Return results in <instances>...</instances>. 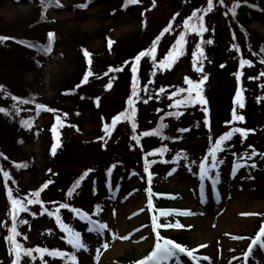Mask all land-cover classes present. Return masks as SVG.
Returning <instances> with one entry per match:
<instances>
[{
	"label": "rangeland",
	"instance_id": "obj_1",
	"mask_svg": "<svg viewBox=\"0 0 264 264\" xmlns=\"http://www.w3.org/2000/svg\"><path fill=\"white\" fill-rule=\"evenodd\" d=\"M58 3L59 7L49 4L44 8L40 0H0V35L24 34L29 39H37L42 46L32 49L14 39L0 43V86H3L0 108L8 112L7 115L0 113V148L9 173L8 183L17 193L16 198L22 197L24 191H39L38 199L47 204L48 210L42 213L37 207L33 212L27 207L26 211L17 213V229L32 245L27 246L75 253L76 264H122L126 256L144 258L155 243L151 228L144 227L148 220L146 175L142 164L145 157L150 175L158 179L164 190L185 194L179 205L192 212L184 223L195 228L189 234L194 246H205L203 254L208 261L203 264H236L230 262L227 251L232 249L235 257L246 241L239 245V241L230 237L260 226L264 217V189L224 187L233 185L236 178L229 171L220 179L222 185L217 183L219 195L216 197L209 189H199L191 167L232 128L251 129L246 138L235 133L223 144L230 153L242 152L246 160L255 164L263 181L264 155L252 156V150L264 154V76L260 75L264 73V65L256 50L260 43L264 45V16L252 13L240 19L244 29L252 34L254 46L257 45L254 48L242 39L244 53L236 50V43L222 42L218 29L225 37L226 32L223 26H217L212 32V41L217 39L218 46L208 44L205 59L191 54L186 63L164 67L162 62L174 35L164 37L157 44V63L154 65L150 57H143L138 66L140 99L133 97L138 129L133 140L126 124L117 125L110 137L103 134L105 115L109 117L124 110L131 97L133 65L128 62L152 46L172 13L175 15L182 9L186 14L193 10L198 13L204 7V0L187 5L179 3L167 13L152 11L155 0H139L127 7L125 0H58ZM81 4L87 7H78ZM49 32L55 36L50 52L45 53ZM109 39L116 44L114 54L118 57L109 59V66L100 68L99 87L94 91L96 102L92 99L89 103L88 100L80 102L76 95H64V88H72L79 78L77 68L84 56L82 49L93 54L106 53ZM121 52L129 54L123 57ZM241 59L250 61L251 66L241 68ZM221 64L225 67H220ZM115 67L123 70L110 71ZM201 67L202 72L195 70ZM237 72H241L244 90L243 109L233 104L238 87L234 75ZM203 76H207V80L201 85V95L209 98L210 110L202 103L188 107L178 105L177 101L188 95L180 89L191 87L185 79L199 83ZM107 83L112 84L110 89ZM11 92L21 100L34 98L50 106L52 112H31L25 104L13 101L9 96ZM234 107L244 116L243 123L232 121ZM23 121L27 124H22ZM162 124L166 127L161 129ZM145 132L156 134L144 136ZM123 161L133 165L130 172L120 167ZM240 164L238 173L254 170L244 161ZM109 165L116 168L111 182L106 176ZM88 167L86 177L78 179ZM47 181L51 185L43 188ZM52 201L55 203L51 204ZM62 204L69 207L62 208ZM8 206L6 181L0 170V264H10L6 241L11 226L7 219ZM74 207L88 212L106 228L102 232H88V223L71 211ZM221 212L226 213V222L230 221L225 228L210 218ZM53 213L81 233L87 250L75 251L66 243V234L59 235L55 229ZM208 234L212 235V245L205 242ZM180 259L181 264H190L185 258ZM249 260V264H264V254L260 252ZM45 262L65 264L64 259L59 262L45 259Z\"/></svg>",
	"mask_w": 264,
	"mask_h": 264
},
{
	"label": "snow or ice",
	"instance_id": "obj_2",
	"mask_svg": "<svg viewBox=\"0 0 264 264\" xmlns=\"http://www.w3.org/2000/svg\"><path fill=\"white\" fill-rule=\"evenodd\" d=\"M138 2H139V0H125L124 6L127 7L129 3L136 4ZM220 3L223 4L224 0H220ZM49 4H55V6H57V7L60 6L58 3V0H47V2H46V0H41L42 7L47 8V6ZM153 6H154V4H153ZM78 7L86 8L87 4H81V5H78ZM236 7H239L238 3L233 6V9H232L233 17L236 14L235 13ZM212 10H213V0H207L206 9H202L201 11L206 14L207 12H210ZM203 20H204L203 15H198L197 12L194 11V12H192V14L188 18V20H185L183 22V25L186 29L191 28L193 31H195L197 33H203L205 31H207V29L204 27ZM170 29H171V24H169V26L166 27L163 30V32H169ZM161 35H163V33H161ZM54 36H55V33H52V32L48 33V45L43 49L45 53L50 52L51 44L53 42ZM233 38H235V37H233ZM8 39H10V38L5 37V36H0V41H5ZM157 39H159V38H157ZM18 43H23V41H18ZM113 43H114V41H111L109 39V41H108L109 50H111V45ZM185 43H186V41H185L184 35H180L179 40L176 41V46L172 49V51H170L168 53L166 59L162 62L164 67L171 65L180 55L183 54ZM204 43L212 44L213 41L212 40H206V41H204ZM26 46L29 48L36 47L35 45H32V44H28ZM156 48H157V41H154L150 48H148L146 51H140L137 55L134 56L133 61L128 62V63H132V65H133L131 67V73H132V76H131V80H132L131 97H135L137 100L140 99L139 93L137 91L138 77L136 75V73L138 71V66L140 64L142 57H150L153 64L155 65L157 63ZM197 49H198V54L201 57V59H205L206 57L204 56V52L200 48L199 45H197ZM236 50L239 51L238 47L236 48ZM262 51H264V49H262ZM83 55L86 58H89L88 62H89V65H91V59H90L91 54L85 49V50H83ZM196 55H197V53H193V56H196ZM239 63H240L241 68H243L245 65L251 66V62L246 60V59H241L239 61ZM261 63H264V60H261ZM220 67L223 68V67H225V65L221 64ZM122 70H123L122 67H115L114 69H110V71H115V72H121ZM195 70L197 72L203 71L202 67L196 68ZM92 75H93V72L91 70H89L87 72V74L84 75L83 82L87 83L89 80V77ZM234 75L236 77L238 87L235 91V97L233 100V104L235 106H238L239 109H243L245 107V97L243 94L244 90L242 87H240L241 73L237 72V73H234ZM260 75L264 76V73H261ZM255 78L256 77H249V79H255ZM206 80H207V76H203L199 83L194 82L192 79L186 78L185 82L187 84H189L191 87L187 90H185L183 88L180 89L181 92L187 91L188 95H187V97H182L179 101H177V104L183 105L185 107L192 106L194 103L206 104L207 103L206 99L201 95V92H202L201 85ZM106 87L108 89H110L112 87V84L107 83ZM0 91H3V86H0ZM147 91H148V89L145 88L144 92L147 93ZM161 91H163V89H161ZM193 93H195V95H193ZM11 99L13 101H19L20 103L25 104V105L30 104V103H34V98H33V100H27V99L20 100V98H18L16 96H12ZM144 102L147 103V100H145ZM127 104H128V109L125 110L124 112H121L120 114L116 115L111 121V126H109L108 124H105V126H104L105 133H109L112 129H114L118 122H120L122 120H132L136 116V108L134 107V100L132 98H129L127 100ZM35 107L37 109L45 108V106L41 105V104H35ZM19 111H20L19 109L16 110L17 115H19ZM205 112H207L206 109H205ZM0 113H4L6 115L8 114L7 109H5V108H0ZM57 119L59 122V118H57ZM244 119H245L244 116L239 115L237 113L236 107H234L232 109V121H239V122L243 123ZM205 123L207 124L208 121L205 120ZM22 124L26 125L27 122L23 121ZM163 127H166V125L162 124L161 129ZM131 128L134 132L137 128V124L135 122H133L131 124ZM52 131L55 133L56 129L53 128ZM159 131H160V129H157V132H159ZM179 131L184 132V131H188V129H180ZM251 131H252L251 129L234 127L231 129V131H228L225 135L220 136L219 139L216 141L214 147L209 149V153L212 156L211 168H215V166H216V163H217L216 152L220 149L221 142L226 141V140H230L235 133H238L242 138H246L247 134ZM154 134H156V133L145 132L143 135L149 136V135H154ZM133 139H135V136H133ZM52 151H53V153H55V147L53 148ZM163 151H164V149H161V152H163ZM149 155H151V153H149ZM256 155H264V154L257 153L255 151V149H253L252 150V156H256ZM248 159H251V156H249ZM113 167H115V166H113ZM252 167H255V164H253ZM199 169H200V179L204 180L206 178L208 172L211 169L206 167L205 163H203V162L200 163ZM144 170H145V172H147L148 171L147 167H145ZM173 171H175V170L173 169ZM111 174L112 173L110 170L106 173L107 176H111ZM171 174L172 173L170 172L169 175H171ZM3 175L5 178H7L9 174L5 171L3 173ZM150 180H151V175L149 174V182H150ZM215 182L216 181H214L213 183L215 184ZM78 185H79V182H77V186ZM44 187H47V185L45 184ZM31 195L33 197L39 198L40 192L39 191L33 192V193H31ZM68 195L71 196L72 192L70 191L68 193ZM7 196H8V199H9L11 205H12V209H11V212L9 213V215H12L13 213H19V212L26 211L27 210L26 205L34 202L33 200L27 199L26 197L13 198V194H12L11 190L8 191ZM25 201H26V203H25ZM35 202L39 203L40 201H39V199H36ZM148 206H149V208L153 207L151 197H149ZM60 207L68 208L69 205L62 204V205H60ZM97 208L99 209V206H97ZM71 211L74 213H78L80 219L87 220V223L89 225L87 228V231L90 233L91 232H102L106 228L105 224L97 223L96 221L88 218L87 215L83 212H80L79 209L72 208ZM177 214H179V215H190L191 213L177 212ZM57 221L58 222L60 221L59 216H57ZM60 227L66 234L65 235L66 243L68 245H70L72 247V249H74L75 251H79L81 249L87 250L86 245L82 242L81 233L79 231L74 230L72 227H69L68 225H66L64 223H60ZM152 227L154 230H157L161 227L181 228L183 226L179 223H176L175 225H171V224L161 225V224L157 223L156 217L153 216ZM10 232H11V235L7 236V238H6L10 244L9 251H10V253L15 252V255H16V259L12 261V264H19V258L21 256V251H23L24 254L29 255V256H31V253L33 251L40 253L41 256H43L44 254H48L49 256H52L53 258L64 259L65 264H76L75 253H66V252H61L59 250L49 251L47 248H39V247L35 248V249H24L23 246L16 241V236L20 235V233L17 232L15 221H13ZM259 235L264 236V227H262L260 229ZM258 238H259V236H258ZM25 239H26V237H25ZM255 243H256V241H253V244H255ZM104 247L106 248L107 245L105 244ZM201 247H203V245ZM249 251H251V248L249 249ZM182 255L192 257V252L189 251L186 247L182 246L181 244L176 243L170 239L162 237L160 235L159 231H157L156 232V243H155L154 250L144 260L139 261L138 264H181L180 257ZM205 259H207V258H205Z\"/></svg>",
	"mask_w": 264,
	"mask_h": 264
},
{
	"label": "trees",
	"instance_id": "obj_3",
	"mask_svg": "<svg viewBox=\"0 0 264 264\" xmlns=\"http://www.w3.org/2000/svg\"><path fill=\"white\" fill-rule=\"evenodd\" d=\"M229 6H232V3H227L225 5V7H229ZM154 188L157 189L156 184L154 185ZM180 198H181V196H177V195L174 196L175 201L180 200ZM155 201H156L157 207H167L169 202H170L169 200H161V199H156ZM159 219L161 220V222L167 223L168 219H171V218L170 217H168V218L167 217H160ZM174 240L182 242V243L184 242V238L179 236V235L174 236Z\"/></svg>",
	"mask_w": 264,
	"mask_h": 264
},
{
	"label": "bare ground",
	"instance_id": "obj_4",
	"mask_svg": "<svg viewBox=\"0 0 264 264\" xmlns=\"http://www.w3.org/2000/svg\"><path fill=\"white\" fill-rule=\"evenodd\" d=\"M214 216V215H213ZM216 217H217V219L219 220L220 219V224L225 228V225L226 224H229V222L230 221H227L226 222V217L225 218H222V216L221 215H216ZM207 239H205V242L206 243H209V242H213V238H211L212 237V235L211 234H208V235H206L205 236Z\"/></svg>",
	"mask_w": 264,
	"mask_h": 264
}]
</instances>
